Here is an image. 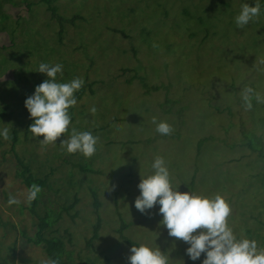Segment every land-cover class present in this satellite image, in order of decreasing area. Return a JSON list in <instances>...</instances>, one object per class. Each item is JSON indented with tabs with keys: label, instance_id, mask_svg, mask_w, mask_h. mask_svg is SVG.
Returning <instances> with one entry per match:
<instances>
[{
	"label": "rangeland",
	"instance_id": "1",
	"mask_svg": "<svg viewBox=\"0 0 264 264\" xmlns=\"http://www.w3.org/2000/svg\"><path fill=\"white\" fill-rule=\"evenodd\" d=\"M259 2L260 14L237 27L234 17L241 4L252 6L254 0H56L49 6L72 18L73 25L64 23L60 31L41 0H2L9 30L0 32V55L7 53L9 63L0 74V127L17 136L14 143L0 139V252L10 263L40 264L46 258L40 247L24 241L34 236L37 219L4 200L12 194L21 206L27 205L26 189L15 176L16 155L31 163L35 174H50L56 181L52 188L58 191L49 194V207L59 218L46 233L61 237L77 263L80 256L94 264H129V248L117 233L121 223L126 225L122 234L132 242L152 240L171 264L187 263V245L169 237L159 224V205L144 214L134 207L141 175L156 155L165 159L179 191L196 188L194 192L204 195H222L231 209L228 225L238 237L247 238L245 229L256 228L252 219L260 213L257 201L264 200V180L256 177L261 164L257 154L237 147L244 141L243 132L260 136L264 146V129L258 128L264 126V102L253 98V107L246 109L241 99L245 86L264 98V0ZM78 13L80 18L73 21ZM27 25L33 30L26 39L39 44L28 43L32 56L11 66L14 52L25 46L19 43L17 27ZM42 62L62 65L58 82L83 78L84 93L69 109V129L90 130L99 138L90 158L71 156L61 148L67 132L43 144L42 136L29 131L32 120L24 100L46 79L37 72ZM135 75L158 91L145 95L137 79L126 84ZM93 107L95 112L90 111ZM153 117L166 120L171 133L157 134ZM201 139L208 140L197 154ZM77 162L90 165L93 173L72 168ZM73 197L77 203L67 215L60 209ZM96 216L98 236L87 246ZM256 233L264 237V227ZM13 244L16 251L10 254L7 249Z\"/></svg>",
	"mask_w": 264,
	"mask_h": 264
},
{
	"label": "clouds",
	"instance_id": "2",
	"mask_svg": "<svg viewBox=\"0 0 264 264\" xmlns=\"http://www.w3.org/2000/svg\"><path fill=\"white\" fill-rule=\"evenodd\" d=\"M260 11L259 0H254L252 6L243 3L234 22L237 27H243ZM61 70L59 63L42 62L38 65L37 72L45 74L46 79L36 85L33 93L24 100V107L32 120L29 131L34 137L42 136L43 144L55 142L67 132V138L60 142L61 148L68 154L79 153L90 158L97 150L99 138L90 130L69 129V109L76 104L74 92L82 87L84 80L76 77L68 82H58L56 76ZM253 98L257 103L264 102L259 92L245 86L241 99L246 109L253 107ZM90 111L95 112V108ZM152 123L155 132L161 136H167L172 131L166 120L158 121L153 117ZM0 139H9L8 127H0ZM137 187L139 195L133 202L135 209L144 214L159 205V224L167 229L169 237L187 245L185 254L190 261L200 260V264H264V248L258 247L255 239L238 237L228 225L231 209L225 198L220 194L208 196L194 191H179L162 156L152 158L149 170L141 175ZM40 192L41 187L32 183L24 195L25 202L35 200ZM20 203L19 199L9 194L8 205ZM129 251V264H171L169 255L149 239L133 243ZM40 264H59V260L43 258Z\"/></svg>",
	"mask_w": 264,
	"mask_h": 264
},
{
	"label": "trees",
	"instance_id": "3",
	"mask_svg": "<svg viewBox=\"0 0 264 264\" xmlns=\"http://www.w3.org/2000/svg\"><path fill=\"white\" fill-rule=\"evenodd\" d=\"M56 1V0H54ZM52 0H41V2H43L44 4L48 5L47 10L51 13V17L52 19L56 20L58 24H60V28L62 31L63 28V24L64 23H69L71 24V19H66L63 16L58 15L56 12V8L49 6L52 2H54ZM2 0H0V22L4 21L5 25L3 23V29L0 30V32H3V30L8 29V24H9V16L7 14H5L2 10L3 8V4L1 3ZM28 9L31 7V5L27 4L26 6ZM79 14V13H78ZM76 16H72L73 17V21H76L77 19L80 18V14ZM11 18V17H10ZM12 20V19H11ZM13 22V21H12ZM14 25V22H13ZM72 25V24H71ZM73 26V25H72ZM17 29H19V43L21 44H25L24 47H22V49H20L17 52H14V59L12 60V65L16 66V63H19V61L21 59H23L24 57H29L32 56V53L28 51L26 45H28V43H31L29 40L26 39L25 36H28L29 33L33 30V26H26V27H17ZM15 33V32H14ZM14 33H12L14 35ZM61 33V32H60ZM18 35V34H17ZM60 35V34H59ZM126 37V36H125ZM15 39V38H14ZM27 40V41H26ZM41 40H45V42L49 39H41ZM57 40V39H55ZM60 41V39H58ZM31 44H39V42H33ZM47 44V43H46ZM58 44V43H57ZM6 48L4 49L5 52ZM54 50V49H53ZM133 51V50H132ZM7 53L5 54H1L0 55V74H2L4 71H6L8 69V66H6V64L9 63L8 59L6 58ZM22 72V69L19 70V73ZM133 79H137L138 84L145 90L144 94L147 95L151 92L154 91H158L159 87L157 86H152V87H147V85L145 84L146 80L143 76H138L135 75L133 76L130 80L127 81L126 84H132ZM90 86V85H88ZM84 86H82L78 91H76L74 93V96L76 97V99H80V97L83 95L84 93ZM91 95V94H89ZM114 108V107H113ZM3 114V111H0ZM72 116V115H71ZM257 123L259 126V119H257ZM231 127V126H230ZM258 128H263L264 126L258 127ZM243 130V129H241ZM243 132V131H242ZM250 135V136H249ZM242 136L244 138V141H241L240 146L236 145L238 148H242L245 150H248L249 152H255L257 155L256 157L258 158L260 164L259 170L256 174V177H258L260 180H264V146H262L260 144V140L261 137L260 136H255L252 133L250 134H244V132L242 133ZM249 136V137H248ZM17 138V136L13 133V136H9V140L12 141V143H14L15 139ZM208 139H201L197 142V146H196V153L199 154V149L201 147V145L203 143H205ZM1 140H0V145H1ZM234 147V146H233ZM71 156H73V154H71ZM16 159V162L19 166V170H17L15 172V176L21 181V184L24 185V188L27 191V188L32 184V183H36L41 187V192L38 194L37 198L31 202H27V205L25 206V208L23 206H21L20 204L18 205H13V206H18L21 210L25 209L29 212V214L31 216H33L34 218L37 219L38 223H37V229L36 232L34 234L33 237H24V241L27 244L30 245H34L37 247H40L42 252L44 253L46 258H58L59 260V264H94L91 262V260L88 262V259L86 260H82L80 258V256H78V263L74 261L73 258V253L71 252L68 253L65 249V243L63 241V239L61 237H57V236H49V233H46V231L54 224L57 222L59 216L58 214H55V212L53 210L50 209L49 205L52 204V201L49 200V194H56L57 193V189L52 188L53 184L56 182L55 180H50V174H46V175H37L33 172V169L31 167V163H24L21 159L18 158V156H14ZM135 161L133 160V163ZM76 168L78 172H82V173H88L91 174L93 173L92 168L90 167V165L88 167H85L84 163H80L77 162L75 164L72 165V168ZM52 172V170H51ZM50 172V173H51ZM72 175V174H71ZM195 173L193 175V186L195 187ZM191 184V185H192ZM189 186L192 189V186ZM264 188V186H262ZM196 190V188H195ZM194 190V191H195ZM242 192H246V188L241 189ZM94 193V192H93ZM69 197V196H67ZM8 196L4 195V200L7 202ZM250 199V197H249ZM252 199V197H251ZM64 205H62L61 207V211L66 213L67 215H69V211L73 210L77 200L76 197L72 198V201H69L67 198L63 201ZM257 207L260 209V213L259 211L257 212V214L255 215V217L252 219V223L255 225L256 228L254 229H245V233H246V237L248 239H255L257 241V243L260 241V246L262 245V243H264V237L260 238V236L258 235V233H256V231L259 230L260 227H264V218L261 219L259 218V215L261 213L264 214V200L260 199L257 201ZM242 204V203H240ZM98 203L94 202V207H97ZM43 209L42 211V215H38L37 211L38 209ZM76 215V213H74L73 215H71V219L74 218V216ZM121 227L119 230H117V233L119 234V238L120 240L128 246V248L130 249L133 246V243L130 239H128L127 237H125L122 234L123 229L126 228V225L121 223ZM99 218L98 216H96V223L92 224V236L90 239H88L86 241V245L87 246H92V242L95 241L97 239L98 236V229H99ZM22 235L24 236V232H22ZM70 236L68 235V243H71V239L69 238ZM1 247V245H0ZM8 252L10 254H14V252L16 251L15 248V244H13L11 247H9ZM203 258V255L202 257ZM195 262H192L190 260H187L186 264H194ZM0 264H12L10 263L7 258L2 255V253L0 252Z\"/></svg>",
	"mask_w": 264,
	"mask_h": 264
}]
</instances>
